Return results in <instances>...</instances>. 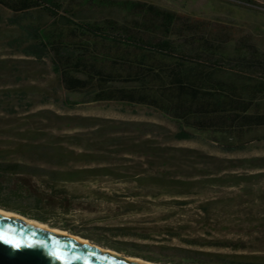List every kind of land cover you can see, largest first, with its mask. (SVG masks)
I'll return each instance as SVG.
<instances>
[{
  "label": "trees",
  "instance_id": "1",
  "mask_svg": "<svg viewBox=\"0 0 264 264\" xmlns=\"http://www.w3.org/2000/svg\"><path fill=\"white\" fill-rule=\"evenodd\" d=\"M84 3L130 7L140 16L131 22L94 19L74 12L67 0H0V8L10 12L6 20L0 15V25L5 21L11 31L6 44L25 59L48 61L58 86L80 95L62 99L51 90L47 102L67 108L98 101L144 105L176 124L171 139L191 140L197 131L225 152L264 142V47L244 35L229 39L195 29L175 36L155 33V27L173 25L178 15L140 1ZM0 71L15 83L32 74L8 58H0ZM26 93L23 87L7 89L0 103L10 96L24 99ZM37 115L51 118L46 111ZM54 120L94 127L93 135L56 134L21 127L15 116L0 117V208L155 263L264 264V155L227 157L165 145L151 137L164 127L149 121L58 114ZM132 129L139 135L123 134ZM121 153L144 156L147 166L118 165L113 158ZM107 180L132 184L126 187L131 196L168 195L167 203L181 208L197 202L192 220L201 233L184 235L193 226L183 223L165 229L180 245L104 239L102 226L90 222L106 215L84 219L80 209L121 199L93 185ZM224 187L237 191L199 199ZM122 204L137 209L136 202ZM223 229L236 236L215 233Z\"/></svg>",
  "mask_w": 264,
  "mask_h": 264
},
{
  "label": "rangeland",
  "instance_id": "2",
  "mask_svg": "<svg viewBox=\"0 0 264 264\" xmlns=\"http://www.w3.org/2000/svg\"><path fill=\"white\" fill-rule=\"evenodd\" d=\"M67 1L69 3L68 7L74 8V12L82 13L84 16L94 19L112 16L122 21L131 22L134 18H139L140 16L139 10L130 7H120L104 3L86 4L84 3L85 0H76L80 2L79 4L72 3L71 0ZM134 1H140L159 8L168 9L174 11L178 15V19L173 25L167 29H157L155 27L153 29V32L155 33L175 36L181 31L184 32L186 30L195 29L202 32L220 34L229 39L244 35L250 40H253L257 45L264 47V0H254L255 3L246 0ZM0 15L3 20H6V17L10 15V12L4 8H0ZM4 22L0 25V58L15 60L16 64H22L28 67L32 74L23 82L15 83L9 74L0 71L1 99H3L1 95L7 89L23 87L27 92L26 97L21 100L14 96L5 98V100L0 103V117L10 118L11 116H15L17 118V125H20L21 127L29 126L32 128L45 129L56 134L84 132L89 136L93 135L94 127H75L57 123L54 120L56 119V114L149 121L161 124L164 127L162 129L156 128L155 132L151 134V137L165 145L199 148L208 153L227 157L264 155V142H259L245 150L225 152L216 145L215 141L212 140L208 134L197 131H192L196 136L191 140L171 139L168 135L169 132L176 130V124L164 117L160 111L144 105L116 101H98L84 102L78 104L74 108H67L56 102H47L45 98L49 97L52 99L53 97L51 90L57 92L62 99L68 98L76 100L80 95L78 93L67 92L58 86L56 77L51 71L48 61L35 62L25 59L26 57L18 53H14L11 47L5 42L6 36L11 31L4 26ZM39 111H46L51 118L37 115ZM123 134L132 136L139 135V133L133 129L126 131L125 133L123 132ZM113 159L118 165L147 166L144 156L138 154L121 153L114 156ZM238 171L243 172L246 170L239 169ZM93 185H98L109 192H115L121 198L117 202L100 201L95 204H88V208L80 209L83 213L82 215L84 219L106 215L101 220L90 222L91 225L95 224L102 226L100 231L103 233L101 235H104V239L113 241H135L149 244L180 245V240L176 237L170 238L166 234L165 229L166 227H173L183 223H192L191 225L193 226V229L190 228V230L184 231V235L201 233V230L196 225L197 223L192 220L197 216V202L187 203L183 206L184 208H181L174 203H167L168 199H171L168 195H160L158 197L144 194L131 196L127 193L129 190L126 188L127 186L132 185L130 183L107 180L100 184ZM231 190L237 191V188H214L202 194L199 199L203 200L208 197L229 194ZM198 196L195 197L198 198ZM123 201L136 202L137 209L129 211L125 210L122 206ZM75 211L79 210L76 209ZM113 212L116 214H112ZM73 222L85 224V221L81 220H75ZM119 227H128V229H117ZM121 231H128L129 234H123ZM215 233L219 236H236L233 232L224 229L217 230ZM143 235H148V238H145ZM89 240L90 239H88V241ZM106 249L112 250L109 248ZM112 251L122 254L114 249Z\"/></svg>",
  "mask_w": 264,
  "mask_h": 264
},
{
  "label": "water",
  "instance_id": "3",
  "mask_svg": "<svg viewBox=\"0 0 264 264\" xmlns=\"http://www.w3.org/2000/svg\"><path fill=\"white\" fill-rule=\"evenodd\" d=\"M77 236L27 222L13 211L0 213V264H144L143 258H127Z\"/></svg>",
  "mask_w": 264,
  "mask_h": 264
},
{
  "label": "bare ground",
  "instance_id": "4",
  "mask_svg": "<svg viewBox=\"0 0 264 264\" xmlns=\"http://www.w3.org/2000/svg\"><path fill=\"white\" fill-rule=\"evenodd\" d=\"M9 212H12V211H7V210L0 209V213L4 214V215H6V216L9 215ZM17 214H18V213H17ZM18 217H20V218H22V219H26L27 222H29L30 220H32V219H28V218H26L25 216H22V215H20V214H18ZM32 221L36 222L38 226H41V225H42V227H45V228H48V227H49L48 224H45V223H42V222H38V221H36V220H32ZM53 228H55V227H53ZM55 229H56L57 232H59V233H64V232L66 233V231H64V230H62V229H59V228H55ZM77 239L80 240V242H83V243L87 242V243H89L88 239L85 238V237H82V236H79V235H78V236H77ZM110 251H112V250H110ZM127 258H129V257H127ZM133 258H134V259H137V260H143V259L136 258V257H133ZM143 263H144V264H160V263L151 262V261H149V260H143Z\"/></svg>",
  "mask_w": 264,
  "mask_h": 264
}]
</instances>
